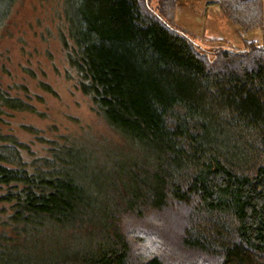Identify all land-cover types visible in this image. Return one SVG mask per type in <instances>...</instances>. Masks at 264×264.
<instances>
[{"label": "trees", "instance_id": "trees-1", "mask_svg": "<svg viewBox=\"0 0 264 264\" xmlns=\"http://www.w3.org/2000/svg\"><path fill=\"white\" fill-rule=\"evenodd\" d=\"M263 2L208 4L244 35ZM62 10L68 64L117 141L36 156L0 132V264H264V47L202 51L150 0ZM8 111L34 107L0 83Z\"/></svg>", "mask_w": 264, "mask_h": 264}, {"label": "rangeland", "instance_id": "rangeland-1", "mask_svg": "<svg viewBox=\"0 0 264 264\" xmlns=\"http://www.w3.org/2000/svg\"><path fill=\"white\" fill-rule=\"evenodd\" d=\"M208 3L150 0L168 24L186 32L202 51L245 49L246 42L252 41V46L264 47V29L240 34L218 6ZM13 4L0 43V83L34 111L0 113V132L14 134L36 156H45L50 142H61L64 137L91 144L117 141L68 64L62 40V0H18ZM3 209L6 205L0 201V221Z\"/></svg>", "mask_w": 264, "mask_h": 264}, {"label": "crops", "instance_id": "crops-1", "mask_svg": "<svg viewBox=\"0 0 264 264\" xmlns=\"http://www.w3.org/2000/svg\"><path fill=\"white\" fill-rule=\"evenodd\" d=\"M264 6V5H263ZM219 8V7H218ZM222 12V11H221Z\"/></svg>", "mask_w": 264, "mask_h": 264}]
</instances>
